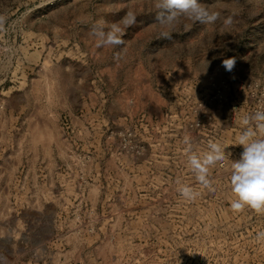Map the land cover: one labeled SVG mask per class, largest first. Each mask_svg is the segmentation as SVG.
I'll return each instance as SVG.
<instances>
[{
	"label": "rangeland",
	"instance_id": "obj_1",
	"mask_svg": "<svg viewBox=\"0 0 264 264\" xmlns=\"http://www.w3.org/2000/svg\"><path fill=\"white\" fill-rule=\"evenodd\" d=\"M200 2L216 23L163 37L154 0H0V264H264V214L233 213L228 183L264 110V0ZM129 10L124 45L97 48ZM185 136L228 146L215 192Z\"/></svg>",
	"mask_w": 264,
	"mask_h": 264
},
{
	"label": "clouds",
	"instance_id": "obj_2",
	"mask_svg": "<svg viewBox=\"0 0 264 264\" xmlns=\"http://www.w3.org/2000/svg\"><path fill=\"white\" fill-rule=\"evenodd\" d=\"M157 10L156 21L165 31L163 37H169L171 30L176 27L181 18L199 22L201 24H214L220 19V12L213 11L202 4L200 0H154ZM6 17L0 14V28L4 26ZM136 23V14L129 10L118 23L108 25L105 31V22L100 21L93 29L97 48H116L124 45L125 30ZM225 26L233 23L231 16L224 19ZM122 59L120 53L114 57ZM236 63L234 57L223 60V66L231 71ZM244 130L239 134L235 145L242 146L240 158L231 161L229 175V189L231 192L230 207L233 213H242L253 210L257 214H264V110L246 115L242 119ZM185 155L187 166L193 173L195 181L210 192H215L210 170L217 165H223L230 160L231 153L225 151L228 146L218 142L209 141L207 149L200 151L193 138L185 136ZM176 191L186 201H195L200 193L191 185L176 181ZM257 243H264V231L257 232Z\"/></svg>",
	"mask_w": 264,
	"mask_h": 264
}]
</instances>
